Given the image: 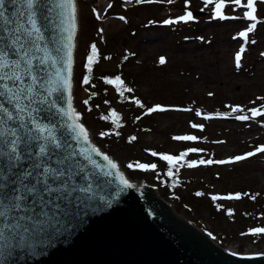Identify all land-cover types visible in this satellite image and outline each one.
<instances>
[{"label": "rangeland", "instance_id": "obj_1", "mask_svg": "<svg viewBox=\"0 0 264 264\" xmlns=\"http://www.w3.org/2000/svg\"><path fill=\"white\" fill-rule=\"evenodd\" d=\"M225 3L223 14L241 18H213L215 0L208 4L205 0H154L139 4L136 0H76L73 102L94 143L128 179L139 178L153 184L180 214L220 246L239 242L260 248L264 247V233L253 235L252 229L264 228V211H255L260 203L264 204V153L223 165L197 163L193 168L187 167L193 160H232L264 145V136L256 129L240 131L236 139H231L234 135L227 126L237 122L231 117L236 114L231 112L235 105L248 116L253 107L264 111V86L256 90L245 75L239 76L253 69L259 63L257 57L264 53V0L257 2L260 23L249 34L246 44L256 41L247 47L251 60L247 63L241 58L239 67L235 54L244 41L238 33L251 22L242 18L245 8L235 6L231 0ZM185 11L193 13V21L163 23ZM121 16L125 19L121 20ZM147 32L155 35L151 43L154 46H144ZM189 38L199 46L187 42ZM203 42L207 45L203 46ZM92 44L97 46V56L89 73L86 65ZM160 57H164V64L159 63ZM184 68L189 71L183 76L180 71ZM85 75H90L87 85L83 84ZM117 76L131 92L121 95L115 83ZM263 77L264 72H255L252 79ZM107 79L114 83L107 84ZM218 89L225 93L229 108L222 103ZM156 105L166 110L149 113L148 109ZM193 106L208 115L197 116ZM112 111L120 117L119 128L112 123ZM218 112L223 115H216ZM205 116L210 118L204 119ZM193 124L200 127L193 128ZM178 135H194L197 140L173 139ZM133 136L135 140L130 139ZM193 148L198 151L190 152ZM153 151L157 156L151 155ZM182 152H188V156L177 165L179 173L169 178L168 167L163 168L166 161L160 156H178ZM128 164L133 167L128 168ZM137 164L157 167L142 170ZM197 192L201 195L197 196ZM237 193L240 199L223 198ZM255 194L261 195L255 203L246 199ZM213 195L221 199L213 201Z\"/></svg>", "mask_w": 264, "mask_h": 264}, {"label": "snow or ice", "instance_id": "obj_2", "mask_svg": "<svg viewBox=\"0 0 264 264\" xmlns=\"http://www.w3.org/2000/svg\"><path fill=\"white\" fill-rule=\"evenodd\" d=\"M145 2L152 3L154 0H136L138 4ZM167 2L172 3L173 0H167ZM211 2L212 0H205L206 4ZM231 2L237 7L245 8L246 11L243 12L242 18L251 22L246 30L238 33V37L247 44L249 43V34L254 33L257 24L260 23L256 15L258 0H246V3H242V0H231ZM225 6V0H215L213 18L220 20L241 18L223 14L222 10ZM108 7H112V5L109 4ZM53 10L57 11L58 38L54 48L50 49L44 44L45 32L41 17L48 19ZM233 10L235 11V9ZM119 18L125 19L123 16ZM193 20V13L185 11L176 19H165L163 23L172 25ZM0 32L3 33L0 36V218L3 219V223H0V242H3L9 238L7 233H11L12 237L19 234V239H24L30 230L29 227L21 223L23 221H27L31 225V231H34L42 229L52 220L48 212L43 210L36 214L41 217L40 219H34L32 215H23V212L31 211L30 208H25L22 203L28 196H31L34 202H38L42 209L49 203L43 199L37 185L43 186L44 193L49 195L66 192L70 197L75 192L79 193L77 199L82 196L89 200L92 199L90 194L93 192V177L96 175L105 177L115 175L123 188H132L133 185L119 173L117 163L92 143L90 134L81 123V116L73 105V49L77 32L74 0H0ZM250 42L255 43L256 41L251 40ZM245 50L242 45L235 54L237 67L240 66L241 53ZM96 56L97 46L92 44L91 54L87 57L86 65L89 73L92 72ZM159 63H165L164 57H160ZM89 82L90 75H85L83 84L87 85ZM105 82L107 84L114 83L111 79H107ZM115 83L122 96L125 92L132 91L131 88L123 86L119 76L115 78ZM84 103L87 104L88 101L85 100ZM135 103L140 105L139 100H136ZM140 106L143 107V105ZM261 108L264 109V105H261ZM165 110L160 105H156L149 108L148 112L154 113ZM243 111L239 106L231 108L232 113ZM249 111L251 116L241 114L236 115L235 119L247 121L264 115V111L256 107L249 109ZM41 113L54 118L55 122L53 119L46 122ZM196 115H201L199 109L196 110ZM216 115L223 114L218 112ZM110 116L113 118V125L116 128L121 127L120 117L117 113L112 111ZM209 118V116L204 117V119ZM192 127L200 126L193 124ZM106 134L101 133L102 136ZM64 137L74 142L75 147L73 148L72 143L65 147V143H62ZM130 139L135 140L136 137L133 136ZM173 139L195 141L197 137L178 135ZM53 150L64 153L62 158L57 157L55 159L56 167H52L48 163L52 159ZM189 151L196 152L198 150L193 148ZM25 153H27V157ZM257 153H264V145L256 147L254 151L237 155L232 160L200 159L198 162L193 160L187 163V167L193 168L197 163L201 165L213 163L223 165L234 161H243ZM151 155L155 157L157 153L153 151ZM77 156L85 163L81 164L76 161L73 165V158ZM186 156H188V152H182L178 156H160V159L168 164L166 175L169 178H172L174 173H179L180 169L177 165L181 164ZM96 158L104 163H99ZM25 159H30L32 163L27 168L17 171L22 168ZM66 162H68L67 178L73 186L69 187V183L65 182L54 187L52 183H49V180H60L66 175L63 167ZM73 167L76 171L72 170ZM127 167L132 168L133 165L128 164ZM136 167L148 170L149 168L155 169L157 166L156 164H137ZM78 173H83V184H77L73 179ZM30 178L35 183L31 185L26 183ZM12 185L14 187L9 192ZM196 195L199 196L201 193L197 192ZM223 198L240 199V194ZM211 199L215 201L221 197L213 195ZM252 199H255V196ZM56 207L58 208L59 205ZM258 233H264V228L252 229L253 235Z\"/></svg>", "mask_w": 264, "mask_h": 264}, {"label": "water", "instance_id": "obj_3", "mask_svg": "<svg viewBox=\"0 0 264 264\" xmlns=\"http://www.w3.org/2000/svg\"><path fill=\"white\" fill-rule=\"evenodd\" d=\"M74 3L76 5L75 0ZM41 23L45 32L44 44L53 49L58 38L57 11L53 10L48 19L42 16ZM41 116L46 122L49 119L55 122L45 113ZM62 143L65 147L69 143L75 147L67 137ZM63 154L53 150L48 163L56 167L55 159L62 158ZM76 161L85 163L78 156L73 158V165ZM30 163V159H25L17 171L27 168ZM63 167L66 175L62 179L49 180L54 187L65 182L69 187L73 186L67 178L68 162ZM72 170L76 171L75 167ZM117 170L133 187L123 188L115 175H96L90 200L82 196L77 199L79 193L75 192L70 197L66 192L49 195L44 193L43 186L37 185L43 199L49 203L42 209L28 196L22 203L31 211H25L23 215L40 219L36 214L43 210L52 220L34 231L27 221L21 222L30 230L23 240L19 239V234L12 237L7 233L9 238L0 242V264H264V255L237 256L219 249L211 242L216 243L211 237L204 236L207 235L204 231L197 226L201 233L195 224L175 211L153 185L139 178L128 179L122 170ZM82 177L83 173H78L73 179L75 183L83 184ZM26 183L31 185L35 181L30 178ZM12 187L14 185L9 192ZM0 223H3L2 218Z\"/></svg>", "mask_w": 264, "mask_h": 264}, {"label": "bare ground", "instance_id": "obj_4", "mask_svg": "<svg viewBox=\"0 0 264 264\" xmlns=\"http://www.w3.org/2000/svg\"><path fill=\"white\" fill-rule=\"evenodd\" d=\"M213 22H215V20H213ZM213 24H216V23H212V25ZM154 38H155V35L153 33H151V32L145 33L144 34V39L145 40L143 41V42H145L144 46H147V45L154 46L153 44H151V43H153L152 39H154ZM187 42H189L190 44H193L194 47H198L199 46L198 43L193 42L190 38L187 40ZM202 44H203V46H206L207 42H203ZM253 44L254 43H251V44H249V46H246V44L244 42L242 43V45L245 47L246 50L242 53V57L241 58L247 60V63L251 60V57L249 56V54L247 55V50H248L247 47H251ZM194 50H196V49H194ZM257 60L259 61V63H256L253 69L249 70L246 73H240L239 76H244L245 75L246 76L245 79L248 80L250 83H252V87L254 89H256V90H259V89L262 88V86H264V77L262 79H258L257 81L252 79V77L255 75V72H260V74L262 72H264V55H261L260 57H257ZM184 61H187V59L184 58ZM188 71H189L188 68H184L180 72L184 76L185 74L188 73ZM217 94L222 99V103L225 104V106L229 108L230 107L229 104H228L229 100L226 98L225 93L222 92L221 89H218V93ZM232 105H234V103H232ZM235 106H237V105H235ZM188 109L190 110V106H188ZM197 109L200 110L202 116L203 115H208L207 112H202V109L200 107H196V106L192 107V110L194 111V113H196ZM241 114L245 115L243 112H241V113L233 114V115H231V117L233 119H235L236 115H241ZM191 124H192V122H191ZM227 126L229 127L230 131L234 135V136H231V139H236V134L238 132H240V131H244V130L248 131V130H254V129H256V131L260 132V134H259L260 136H264V115L249 119L247 121H239V120H237V122L228 123ZM256 137H258V135H256Z\"/></svg>", "mask_w": 264, "mask_h": 264}, {"label": "trees", "instance_id": "obj_5", "mask_svg": "<svg viewBox=\"0 0 264 264\" xmlns=\"http://www.w3.org/2000/svg\"><path fill=\"white\" fill-rule=\"evenodd\" d=\"M120 97V96H119ZM120 98H122V97H120ZM137 134V133H136ZM168 164H167V162L166 163H163V168H167L168 166H167ZM167 172V171H166ZM162 193V192H161ZM162 195H163V193H162Z\"/></svg>", "mask_w": 264, "mask_h": 264}]
</instances>
